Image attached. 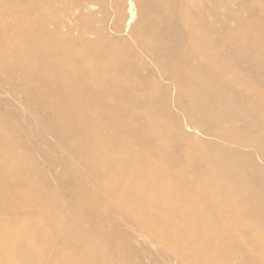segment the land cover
Listing matches in <instances>:
<instances>
[{"label": "bare ground", "instance_id": "obj_1", "mask_svg": "<svg viewBox=\"0 0 264 264\" xmlns=\"http://www.w3.org/2000/svg\"><path fill=\"white\" fill-rule=\"evenodd\" d=\"M150 1L155 7L151 8L154 12L172 7L184 25L176 32L179 34L173 44L161 48L168 50L164 53L169 57L167 66L175 67L172 72L179 70L176 74L183 76V80L176 82L177 88H185L191 101L214 119L222 109L206 94L210 85H214L215 69H222L223 73L216 81L228 84L229 91L242 96V100L234 106L231 103L233 94L228 91L223 94L226 103L230 101L223 124L232 126L220 125L218 129L223 128L222 133L228 130L234 132L233 126L238 120L256 129L260 124L258 136L264 140V85L256 86L255 81L252 83V79L240 75L234 66L233 56L226 58L221 52L217 54L218 50L212 48L208 36L192 38L191 35L199 28L192 23L191 10L199 0ZM254 1L261 11L264 10V0ZM134 2L139 19L148 22V33L160 35L159 32L171 30L152 15L151 9L141 10L138 0ZM39 9L43 14V8ZM241 10L230 13L240 20ZM221 13L224 16V11ZM243 21L240 20L238 27L227 28V43L237 39L248 53L251 65L259 71V67L264 70V38H260L263 39L261 42L257 41L253 30L258 32V27L253 29L250 26L252 23L249 25ZM59 29L58 24L48 32L52 38L49 44H41L40 51L46 53L45 60L21 54L22 48L17 43L8 47L14 55L12 61L16 70L7 73L0 63V84L10 82L14 90L24 92L25 101L34 104L30 106V111L41 116L36 124L50 123L46 131L56 134L64 152L62 157L53 155L58 145L42 151L47 158V164L42 166L37 155L21 149L27 144L21 139L29 135V127L17 124L0 112V264H113L114 261L123 264L129 257L139 258L132 249H121V239H113L108 234L102 239L111 248V254L102 253L99 240L90 235L89 223L103 215L121 218L131 230L147 232L167 247L175 246L174 243L186 246L185 250L174 248L173 253L166 255L165 264H177V261L184 264L186 255L196 254L199 248L210 246L212 241L215 246H228L225 254L232 259H243L241 264H264L262 165L255 163L248 172L244 162L237 161L241 156L238 153L229 156L236 164H227L223 161V156L227 154L225 148L220 147L206 154L195 142L192 152L169 153L167 147L172 140L163 136V122L153 105L147 103L148 108L145 109L128 106L125 102L128 101L129 88L119 74L108 75L102 70L104 85L99 87L98 84L103 82H98L94 73L87 74L85 68L84 71L79 68L76 53L70 50L68 40L60 36ZM43 33H47L45 29ZM6 55H0V61L3 62ZM109 59L103 64L114 63L112 58ZM158 59L157 65L160 64ZM107 80L114 84L113 89L107 85ZM6 88L1 86L0 93ZM38 94L43 97H35ZM144 126H151L154 131L146 132ZM234 142L241 141L235 139ZM262 156L264 159V154ZM192 159L196 161L192 162ZM256 173L262 177L252 176ZM215 174L221 178H214ZM63 175L67 176V181L62 179ZM37 181L41 182V187L34 185ZM57 188H62L61 194L54 191ZM76 189L78 191L73 192ZM209 205L214 208V213L207 212ZM143 210L163 217V223L170 227L168 235L149 227L140 215ZM177 224L182 226L177 227ZM24 226L32 230L25 232L22 230ZM49 226L54 227L48 229ZM104 228V221L94 223V229L100 232V236ZM64 256L68 258L62 259Z\"/></svg>", "mask_w": 264, "mask_h": 264}, {"label": "rangeland", "instance_id": "obj_2", "mask_svg": "<svg viewBox=\"0 0 264 264\" xmlns=\"http://www.w3.org/2000/svg\"><path fill=\"white\" fill-rule=\"evenodd\" d=\"M134 1L135 0H0V35H3L0 36V51L3 53L2 54L0 52V55L8 54L4 56V61H0V63L7 73L9 71H13V69L16 70V66L12 61L14 55L8 51V47L17 45V43L19 44V47L22 48H20L21 54H30L37 56V58L41 61L45 60L46 53L43 54V52H41V44L46 42L49 44L51 42V34L48 32L53 30L59 24L60 36L68 40L71 45L70 50L76 53L77 62L79 63L78 64L76 62V64L80 65L79 68H82L83 71L85 68V73H94L96 77L95 79L100 83L103 82L102 84H98L99 87L100 85H104L102 70H105L108 75L119 74L123 79L122 82L126 84V88H129L130 93L127 95L128 101L125 102L128 106H136L137 108L144 107L145 109L148 108L146 106L147 103L153 105L155 112L157 114L159 113L161 122H163V127L161 128L163 136L172 140L167 147V151L169 153L170 151L171 153L174 152L177 154H181L183 151L192 152L193 142L197 143L199 149L206 154H211L213 151L215 152L217 149L222 147L223 149L225 148L224 150L228 154L223 156V161L225 163L235 165L236 162L232 158H229V156L238 153L241 156H239L240 158L237 157L239 159L237 161H243L248 172L249 169H253L252 166L255 163L260 166L262 165V169L264 171V159H262V155L264 154V140H261L258 136V133L260 132L259 130L261 129L260 124H258L260 128L256 126V129L254 127H248L245 121L238 120L235 122V126H233L235 128L233 129L234 132L228 130L222 133L221 130L223 128L219 130L220 125L227 127L232 126V124H223V118L227 115L230 108L228 106L230 101L226 103V99L223 97V94L227 93V91L230 92L231 89L228 84L223 85L216 81L218 75L223 73L222 69H215L214 85H210L211 87H209L208 93L206 94L209 100H212L214 104L221 106L222 109V111H218L217 113V115L220 114V116L216 115L214 119H211L205 111H202L191 101L189 94L185 91V88H183V90L179 87L177 88L176 82L179 83L183 80V76L176 74L179 70H177L176 73L172 72V70H176L175 67L174 69L167 66V63H169V57H166V54L164 53H168V50L161 49L168 44H173V41L177 38L176 35L179 34H176V32L184 26L178 19V15L174 12L172 7L168 8L166 11H155V13L154 9H151L155 7H152L154 5L150 0H138L141 10L142 8L145 11L151 9L150 12L154 13L152 15L155 18H158L160 22L171 28L169 32H159L161 33L160 35H158V33L157 35H153L147 32L146 26L148 22L139 19V13L133 6V3H135ZM228 1L199 0L197 6L191 10L193 20L192 23L199 29L193 35L189 33H186V35L193 36V39H199L201 36H208L212 48L218 50L216 51L217 54H220L221 52V55H224L226 58L233 56V58H231L233 59V62H235L234 66L236 65L238 68L237 71L240 72V75H245L247 78L252 79L250 81L252 83L255 81L254 84L256 86L264 85V70L259 67V71L258 69H255L256 66L251 65L248 60V53L241 48V42L239 43L237 39H233L234 42L227 43V40H229L227 28L238 27L240 20L243 21V19V22H247L249 25L252 23L250 26H252L253 29L258 27L257 30L259 31L256 32L255 29L253 30V33L255 37H257V41L263 40L260 38H264V12H262L264 10L261 11V8L259 9L254 0H231L233 4L229 1L230 5ZM238 4L243 7L241 8ZM249 5L250 7H248ZM39 8H43V14H40ZM214 9L218 11L216 12ZM238 9H242L241 16L239 17V19L241 18L240 20L236 19L237 15L230 13V11L237 12ZM223 11L224 16H222L223 13H221ZM218 12L219 14H216ZM46 16L50 19L45 18ZM226 17H229L230 19ZM203 24L205 27L203 26V28H200ZM44 29L47 32L46 34L43 33ZM3 30L6 32L5 34H3ZM47 35L50 37H47ZM10 38H12L13 41ZM236 41L238 43H236ZM23 47L25 50H23ZM109 58H112L114 63L112 62L109 64L110 66L103 64V62ZM157 58H159L158 61H160V64L158 65L156 64ZM246 60H248L247 63ZM85 65L89 66V69H86ZM162 65L163 67H161ZM17 83L20 84L19 79L17 80ZM10 85L12 86V84L7 81L2 82V85L0 84V87L2 86L3 89L7 87V90H4L5 92L0 93V112L7 115L9 119L16 121L17 124L29 127V135H24L25 137L22 136L21 139V141H25L27 144L26 146H22L21 149L23 151H27L28 153L30 152L37 155V158L42 166L47 164V158L42 151L50 150L52 149V146L58 145V148H55L53 155L62 157L64 152H62V149L60 148L61 145L56 137V134L48 130L46 131L50 123L44 122L39 123L40 125L36 124V122H38L37 119L40 117V120L41 116L38 112L35 113L30 111V106L34 104L32 103L30 105V102H26L27 100L25 99L26 97L24 92H21V90L18 92ZM107 85H110L109 87L111 88L114 86V84L108 80ZM161 90L163 93H161ZM164 90L169 92V94L164 93ZM153 93H155L154 96ZM230 93L233 94V92ZM40 95L43 97L42 94ZM40 95H35V97L40 98ZM238 95L235 93L231 95V103L233 102L232 105L234 106H238L242 100V96ZM161 107L164 108L161 109ZM218 121L221 122L218 124ZM45 124L46 126H44ZM37 125L39 127H37ZM262 125L263 124L261 123V126ZM144 129L146 132L154 131V128L151 126H144ZM43 137L45 138L43 139L44 141H42ZM233 137L241 142H234L235 139ZM25 138L29 139L28 141L30 142L26 141ZM181 139H184L186 143H183ZM189 141L191 145L188 143ZM191 161L194 162L196 159H192ZM252 176L262 177L258 175V173ZM214 178H221V176L215 174ZM62 179L67 181L68 178L66 175H63ZM34 185L41 187V182L37 181ZM61 190L62 188H57L56 190L54 189L57 194H61ZM74 191L77 192L78 190L76 189L73 190V192ZM159 209L160 208L157 210ZM206 209L209 214L214 213V208L211 205L207 206ZM143 211L144 212L140 211V215H142L144 221L149 227H152L158 233L168 235L170 227L163 223V217L160 218L158 215H154V213L152 214L145 210ZM104 216L105 215L99 216L95 218L93 223H89L90 235H94L99 240L100 250L103 251L102 253H104V255L110 256L111 254V248L107 246L102 239L107 234L112 236L113 239H121L123 241L121 249L128 251L132 249L135 254H138L139 258L134 257L132 259L129 257L122 262L123 264H165L167 258L166 255L173 253L174 248L175 250L186 249V246L183 244H177L174 242L173 243L176 244L175 246L167 247L164 242L155 239L150 234H146L147 232L141 233L131 230L126 223L122 222L121 218L114 219L110 216L108 218L107 216ZM164 217L166 218L167 216L164 215ZM96 221H104V234L101 232V236L100 232H97L94 229V223H96ZM176 226L181 227L182 225L177 224ZM53 227L49 226L48 229H52ZM22 230L28 232L32 229L24 226L22 227ZM126 240H130V242L127 243ZM127 244H129V246ZM227 249L228 246H215L214 241H212L210 246L199 248V251H197L196 254L191 256L186 255L183 261L184 264L243 263V259H239V257L232 259L227 256L225 254ZM63 258L68 257L64 256L62 259ZM176 263L183 264L179 263V261ZM113 264L121 263L114 261Z\"/></svg>", "mask_w": 264, "mask_h": 264}]
</instances>
